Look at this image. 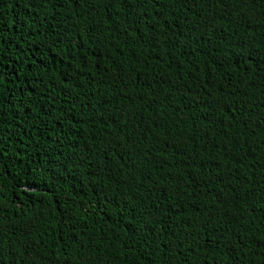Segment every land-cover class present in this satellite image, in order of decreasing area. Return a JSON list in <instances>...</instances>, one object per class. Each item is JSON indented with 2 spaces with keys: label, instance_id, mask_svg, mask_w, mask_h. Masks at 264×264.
<instances>
[{
  "label": "trees",
  "instance_id": "trees-1",
  "mask_svg": "<svg viewBox=\"0 0 264 264\" xmlns=\"http://www.w3.org/2000/svg\"><path fill=\"white\" fill-rule=\"evenodd\" d=\"M0 264H264V0H0Z\"/></svg>",
  "mask_w": 264,
  "mask_h": 264
}]
</instances>
